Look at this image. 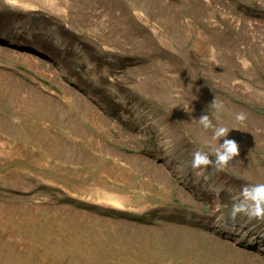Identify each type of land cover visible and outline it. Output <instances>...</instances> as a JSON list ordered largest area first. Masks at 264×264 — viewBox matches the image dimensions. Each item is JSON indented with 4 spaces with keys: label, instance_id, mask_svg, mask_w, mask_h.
Here are the masks:
<instances>
[{
    "label": "rangeland",
    "instance_id": "374dc122",
    "mask_svg": "<svg viewBox=\"0 0 264 264\" xmlns=\"http://www.w3.org/2000/svg\"><path fill=\"white\" fill-rule=\"evenodd\" d=\"M257 184L264 0H0V264H264Z\"/></svg>",
    "mask_w": 264,
    "mask_h": 264
},
{
    "label": "clouds",
    "instance_id": "9594fccd",
    "mask_svg": "<svg viewBox=\"0 0 264 264\" xmlns=\"http://www.w3.org/2000/svg\"><path fill=\"white\" fill-rule=\"evenodd\" d=\"M211 106L215 107L218 111L222 107L216 103L215 99L211 103ZM244 119L245 115L243 113L236 115V120L243 121ZM198 122L204 129L213 128L212 138L218 141V146L213 149L215 155L214 163L220 168H224L228 165L229 161L233 160L239 154L238 144L234 140L227 138L230 129L223 126L214 127L209 117L205 114L200 116ZM221 140H223V143H220ZM211 163H213V161L209 159L206 153L197 151L193 154L191 164L194 169L208 166ZM244 199L247 202H251V207L247 209L251 215L257 217L264 216V184H257L246 189L244 192ZM241 210L244 209L237 206L233 211L236 212Z\"/></svg>",
    "mask_w": 264,
    "mask_h": 264
},
{
    "label": "bare ground",
    "instance_id": "6f19581e",
    "mask_svg": "<svg viewBox=\"0 0 264 264\" xmlns=\"http://www.w3.org/2000/svg\"><path fill=\"white\" fill-rule=\"evenodd\" d=\"M33 107H34V106H33ZM33 107H32V108H33ZM37 107H38V105L36 106V108H37ZM33 109H34V108H33ZM38 109H39V108H38ZM33 111H34V110H33ZM37 111H38V110H37ZM249 246H250V245H249ZM247 247H248V246H247Z\"/></svg>",
    "mask_w": 264,
    "mask_h": 264
}]
</instances>
